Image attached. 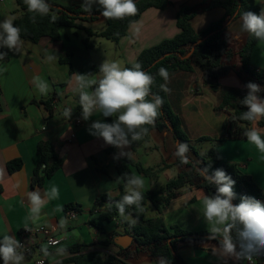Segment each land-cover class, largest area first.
I'll return each mask as SVG.
<instances>
[{
	"label": "crops",
	"instance_id": "0c3cea01",
	"mask_svg": "<svg viewBox=\"0 0 264 264\" xmlns=\"http://www.w3.org/2000/svg\"><path fill=\"white\" fill-rule=\"evenodd\" d=\"M52 1L63 6L83 4V0ZM202 1L170 0L171 4L166 9H148L138 21L130 25L126 36L118 43L94 36L89 40L92 48L88 49L84 43L87 38L85 31L64 27L60 29L61 40L57 42L49 37L42 38L38 43L24 40L25 43L18 53L0 48V51L7 53L5 60L0 61V235L10 232L21 240V232L28 215L26 193L37 188L32 185V177L40 161L38 145L41 141H50L64 162L62 167L39 188L43 191L54 184L60 190V197L45 206L42 210L43 218L38 224L29 226H47L65 239L61 246L67 249L68 255L63 258L62 264H74L68 262L74 256L70 250L73 246H79L78 254L82 255L94 251L103 256L118 252L115 245H103V242L107 238H116L125 234L124 231L121 232L124 229V222L116 219L106 223V234H101L90 224L91 220L99 216V212H92L95 201L101 196L117 197L124 186L123 179L117 180L120 175L112 157L106 154L109 145H106L103 139L90 135L88 131L90 124L95 120L108 123L112 121L109 122L107 118L98 114L88 121L82 119L81 108L78 105L79 97L74 91L73 73L96 74L104 60L116 61L123 67L134 64L145 49L180 33L177 13L181 7L195 6ZM92 8H99V5L94 4ZM21 14L19 8L0 10V21L5 18L14 20ZM224 15L225 11L222 8L198 11L192 24L194 29L200 32L212 22L221 20ZM100 20L86 23L85 26L93 32L100 33L105 27L94 29V25ZM239 23L240 18L233 22L227 31L229 48L234 54L230 62L233 70L220 76L218 83L222 91L235 90L243 93L244 83L236 72L240 60H236L235 57L238 56V50L249 35L240 32ZM95 39H105L108 42L104 45L102 42L98 43L99 54H95L98 48L92 43ZM49 54H56L57 59L52 62L47 61L46 57ZM69 58L70 64L66 62ZM251 65L255 69L264 66V45H256L252 53ZM37 76L51 86V91L47 95H40L35 88L33 78ZM183 82L177 79L176 85ZM203 83L202 85L207 89L208 86ZM196 88L195 92L202 91L198 86ZM218 105L219 103L215 104L208 122V126L211 127H205L197 139L202 136L216 138L221 135L228 113L217 109ZM65 107L73 109L69 120L63 116ZM78 119L80 125L75 123ZM152 132L147 142L136 147L135 150L129 146L127 151L130 153L127 158H132L144 168L153 169L152 177L140 175L145 178L144 192L159 191L180 172L179 168L174 177L161 180L162 171L177 165L176 160L169 164L164 163L163 160L157 161L156 154L161 147L152 145ZM199 147L206 148L202 154L211 153L222 162L237 163L241 171L250 175L264 192V153H260L247 140L228 139L218 146L211 142H203ZM15 160H20L22 167L10 173L7 165ZM205 195L208 193L203 189L185 187L181 194L163 209L161 216L165 225L167 227L176 225L190 232L207 231L200 216ZM68 204L78 208H74L77 217L74 220L68 219L66 229L61 230L58 222L62 217H67L65 206ZM58 205L62 206L63 211L56 210ZM149 210L154 213V217L151 218L158 216L153 206L148 207L147 213ZM211 243L214 242L203 243L200 247L179 245L178 254L186 264H218L216 257L211 254ZM28 244L35 245L34 240L29 239ZM41 246L36 245L31 254L26 255V264H35L39 257H44L40 251ZM55 249L50 248L49 251L54 253ZM44 258L54 264L53 257ZM131 264H156V262L148 256H139L132 260ZM240 264L246 263L242 261Z\"/></svg>",
	"mask_w": 264,
	"mask_h": 264
},
{
	"label": "trees",
	"instance_id": "16d2710c",
	"mask_svg": "<svg viewBox=\"0 0 264 264\" xmlns=\"http://www.w3.org/2000/svg\"><path fill=\"white\" fill-rule=\"evenodd\" d=\"M47 2L51 5L49 14L47 16L36 15V22L33 23L31 19L33 14L28 13L24 0H16L22 14L14 19V24L21 29L22 38L38 43L42 38L49 37L52 41L57 42L61 40V28H75L86 32L87 38L84 43L88 49L92 48V44L89 42L91 37L97 36L118 43L126 36L130 25L138 21L146 10L150 8L163 10L171 4L170 0H135L139 9L136 16L126 17L123 20H107L101 15L100 8H92L89 13L85 12L81 5L63 6L52 0H47ZM215 8L224 9V17L219 21L212 22L206 29L197 32L193 27L192 20L198 11H209ZM244 11L259 13L260 5L255 0H203L195 6H183L177 13V26L180 33L171 39L145 49L139 55L135 63H140L144 71L155 77L152 93L159 95L163 99V104L159 108V116L154 125L148 126V133L130 146L135 150L136 147L147 142L152 131H169L177 143L184 142L188 145L189 163H181L177 157L176 165L180 168L178 175L157 192L143 191L144 210L142 212L134 207L127 209V212L132 214V219L136 220L135 224H132L131 220L125 221L121 218L114 206L111 210L104 207L107 200L114 202L125 194L124 186L117 197H99L92 208V212H99V216L91 220L90 224L101 234H106V223L119 219L124 222V233L132 235L134 242L130 247L124 249L115 244V238H107L103 245L113 244L118 248V252L106 256L97 251L83 255L78 254L79 246H73L70 250L74 256L68 262L74 264H131V261L139 256H148L155 262L160 257H165L169 264H186L178 254L179 245L200 247L201 244L210 242L207 240L208 233L207 231L190 232L176 225L167 227L161 214L169 202L180 195L185 187L203 189L208 195L214 192V185L205 181L198 173L199 168L209 163H211L212 169L223 168L236 181L234 190L237 193V199L233 203H239L240 195H250L259 200H264V192L250 175L241 171L237 163L222 162L211 153L202 154L192 144V140L183 128L179 114L172 106L168 91L160 87V85H165L166 88V80L158 75L161 67L167 69L169 76L177 72L194 73L198 69L202 73L203 81L208 88L214 93H220V103L217 109L225 110L228 113L221 135L216 138L202 136L196 140V143L211 142L218 146L228 139L246 140L243 132L252 125L239 119L240 114L246 110L239 100L246 95L247 89L245 88L243 93L235 90L222 91L218 83L220 76L233 70L230 62L234 54L229 48L227 31L229 24L238 20ZM53 15L56 17L55 21L52 20ZM100 17H103L106 22L104 31L96 33L85 26L86 23H93L99 20ZM256 45V40L249 36L244 45L238 50L237 55L240 64L236 72L244 85L247 82H255L264 88V66L255 69L251 65V57ZM66 62L70 64V58ZM134 64H127L125 67H132ZM260 95L264 97V92ZM107 119L109 122L112 121V118ZM258 125L264 129V119L260 120ZM117 152L118 149L110 145L106 149V154L112 157L120 176L136 175L135 172H137L139 175L152 177V168H144L132 158L115 159L114 156ZM38 154L40 155V161L34 170L32 185L41 188L46 180L50 179L62 167L64 159L58 155L50 141L39 143ZM42 164L46 165L43 173L40 170ZM7 167L9 172L13 173L20 170L22 162L20 160L11 161ZM149 206L156 209L157 217H146ZM74 208L76 207L72 204L65 206L66 211ZM0 264H3L2 261ZM256 264H264V257L257 258Z\"/></svg>",
	"mask_w": 264,
	"mask_h": 264
},
{
	"label": "clouds",
	"instance_id": "9594fccd",
	"mask_svg": "<svg viewBox=\"0 0 264 264\" xmlns=\"http://www.w3.org/2000/svg\"><path fill=\"white\" fill-rule=\"evenodd\" d=\"M260 5L259 13L244 11L240 15V32L253 37L258 46L264 45V0H255ZM28 13H32V22H36V15L47 16L51 5L47 0H24ZM99 5L101 15L107 20H123L126 17L136 16L139 9L135 0H83L81 7L85 12H91L92 6ZM55 21V15L52 16ZM229 24V29L231 27ZM25 41L21 29L14 24L11 18L0 21V48H7L18 53ZM6 52L0 51V61H4ZM47 61L57 59L56 54H49ZM158 75L164 80L169 78L167 69L161 67ZM74 91L78 95V105L81 108L82 119L88 121L94 115L112 118V122L101 120L93 121L89 134L103 139L106 145L118 149L115 159L128 157L126 149L135 141H139L148 133V126L154 125L159 116V108L163 99L152 93L155 77L142 69L140 63L132 67H121L112 61L104 60L99 66L98 73H73ZM33 84L40 95H47L51 91L49 83L40 77L33 78ZM161 89L167 90L165 85ZM244 87L246 95L240 99V104L246 109L239 119L248 122L251 127L243 132L246 140L254 145L260 153H264V129L259 128L258 122L264 119V92L259 84L247 82ZM73 109L65 107L63 116L69 120ZM189 147L184 142H178L174 155L181 163H189ZM46 165H40L41 173ZM199 175L208 183L214 185V192L205 195L202 200L201 218L206 225L207 240L211 243V254L216 257L218 264H240L247 261L254 264L257 258L264 257V201L250 195H240L239 203L234 190L236 181L223 169H212L211 163L198 169ZM123 179L125 194L117 201H108L104 207L111 210L114 206L118 215L131 220L129 208L143 211V189L145 178L140 175H124L117 177ZM60 197L58 186L51 185L45 190L39 187L26 193L28 215L25 218L26 231H31L29 225H36L43 218V209L46 205ZM23 202V201H22ZM57 211H63L57 206ZM69 221L62 217L58 222L61 230L66 229ZM25 244L17 237L5 232L0 235V261L3 264H26V253L22 251ZM44 257H53L54 264H62L63 258L68 255L65 247H56L55 252L49 251L48 245L40 249ZM156 264H169L165 257H160Z\"/></svg>",
	"mask_w": 264,
	"mask_h": 264
},
{
	"label": "rangeland",
	"instance_id": "374dc122",
	"mask_svg": "<svg viewBox=\"0 0 264 264\" xmlns=\"http://www.w3.org/2000/svg\"><path fill=\"white\" fill-rule=\"evenodd\" d=\"M17 8L19 7L16 0H5L4 3H0V10H15ZM100 19L101 20L94 25V29L106 27L105 19L103 17H100ZM99 42H102L103 45L108 44L105 39H95L94 42L92 41L96 48L99 47ZM99 48L96 49L95 54H99ZM235 59L239 61L238 56L235 57ZM121 67H123L122 64ZM201 77L202 73L198 69H196L195 74L178 72L169 76L166 80V88L172 106L179 114L181 120H183L182 123L184 130L187 132L190 139H192L193 144L199 148L201 153H203L206 148H200L199 144L196 143V139L205 127H211L210 125L208 126V122L213 114L215 104L220 103V93H213L209 88L205 89L204 85H202L203 81ZM177 79L184 82L176 85ZM196 86L202 89V91L195 92V89H197ZM151 143L152 145L156 144L161 147L156 154L157 161L160 162L163 160L165 161L164 163L169 164L177 160V157L174 155L176 151V141L171 132H152ZM126 151H128V148ZM178 171V166L172 169H165L160 173L161 180L166 179V177H174ZM153 215V211L149 210L147 217H154ZM123 231L124 229L121 230V232Z\"/></svg>",
	"mask_w": 264,
	"mask_h": 264
},
{
	"label": "built area",
	"instance_id": "2783aa9c",
	"mask_svg": "<svg viewBox=\"0 0 264 264\" xmlns=\"http://www.w3.org/2000/svg\"><path fill=\"white\" fill-rule=\"evenodd\" d=\"M5 0H0V3H4ZM76 125H80V120L78 119L76 122ZM264 201V200H261ZM67 218L69 220H74L77 217V211L75 209H71L67 211ZM31 228V231H26L25 229L21 232V242L25 244V248L22 249V251H25L26 255H30L33 248L36 245H48L50 248H56L61 246L65 239L59 235L56 234L55 231L47 226L44 225H38V226H29ZM29 239L34 240L35 245L28 244ZM246 264H248L247 261H245ZM35 264H51L46 258L39 257ZM254 264H256V260L254 261Z\"/></svg>",
	"mask_w": 264,
	"mask_h": 264
},
{
	"label": "water",
	"instance_id": "95a60500",
	"mask_svg": "<svg viewBox=\"0 0 264 264\" xmlns=\"http://www.w3.org/2000/svg\"><path fill=\"white\" fill-rule=\"evenodd\" d=\"M193 51V50H192ZM114 242L116 245L126 249L131 246V244L134 242V237L129 234H122L117 236L114 239Z\"/></svg>",
	"mask_w": 264,
	"mask_h": 264
}]
</instances>
